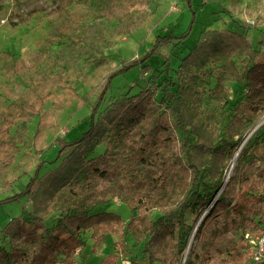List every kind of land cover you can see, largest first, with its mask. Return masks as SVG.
<instances>
[{
    "label": "trees",
    "instance_id": "trees-1",
    "mask_svg": "<svg viewBox=\"0 0 264 264\" xmlns=\"http://www.w3.org/2000/svg\"><path fill=\"white\" fill-rule=\"evenodd\" d=\"M186 2L192 9V0ZM194 19L181 35H157L151 51L110 74L84 120L87 129L73 139H59L55 162L60 164L41 174L47 162L40 160L27 174L25 184L17 183L13 194L0 199V206L24 197L32 202L28 216L14 217L5 226L3 236L8 248L0 247V264H78L76 256L85 247L84 233L91 234L92 251L96 252L106 236L117 230L143 246V259L131 257L129 264H180L194 228L187 223L186 214L196 222L209 207L198 229L209 240L204 253H190L185 264H214L213 253L227 233L244 234L264 227V131L240 153L235 174L221 189L225 163L234 155L241 133L264 110V59L252 66L242 59L249 56L245 50L251 47L244 34L223 30L207 35L182 61V67L194 72L181 83L171 80L161 86V99L151 89L126 94L113 103L103 119H98L116 77L137 66L145 72L156 55L170 68L169 59L157 50L188 39ZM255 27L240 25L243 32ZM230 55L242 59V71L226 58ZM214 57L224 58L222 66L231 80L246 82L245 99L234 109L218 140L211 136L204 120L193 119L184 108L197 68ZM226 74L225 70L217 76L216 89L222 87ZM99 146L105 148L104 152L93 156ZM68 186L76 189L73 199L57 222L48 226L55 196ZM116 197L131 211H137L128 223L117 213L99 211ZM217 219L221 232L207 236L205 228ZM119 245H125L124 236ZM247 258L243 252H235L220 264H247ZM98 264H121L119 252L103 257Z\"/></svg>",
    "mask_w": 264,
    "mask_h": 264
},
{
    "label": "rangeland",
    "instance_id": "rangeland-1",
    "mask_svg": "<svg viewBox=\"0 0 264 264\" xmlns=\"http://www.w3.org/2000/svg\"><path fill=\"white\" fill-rule=\"evenodd\" d=\"M188 39L173 41L157 51L170 61L167 69L159 55L150 59L145 72L137 66L116 77L101 106L98 119H103L113 103L126 94L135 95L151 89L161 99V86L171 80L181 83L195 69L182 67V61L199 41L214 32L229 30L244 34L251 44L249 56H243L249 66L264 59V0H0V199L13 194L17 183L25 184L40 160H46L44 174L55 169L60 161L58 141L71 139L87 129L85 119L92 112L110 74L142 58L152 50L157 35L174 32L183 34L191 25ZM255 24V29L243 32L240 25ZM260 53L259 57L255 55ZM233 60L242 71V59ZM224 58L214 57L198 74L185 100V111L193 119L205 121L211 136L218 140L234 109L245 99L246 82L233 81ZM227 71L222 87L216 89L217 76ZM219 91H221L219 93ZM228 105L226 106V103ZM264 131V110L241 133L235 153L225 163L226 178L222 186L235 174L241 153L253 139ZM191 140L195 138L192 136ZM105 148L99 146L93 156ZM76 189L63 188L51 205L47 225L53 226L61 216ZM207 208L195 222L186 214L193 230L184 258L190 253L203 255L208 238L198 232L209 212ZM32 202L24 197L19 202L0 206V247L8 248L3 236L7 223L14 217L28 216ZM99 211L114 212L126 223L137 214L113 198ZM158 211H154L157 214ZM220 219L205 228L207 236L221 232ZM258 234L260 229L248 230ZM194 238L192 240V237ZM91 234L83 235L85 247L76 256L78 264H98L116 251L121 264H129L131 257L143 259L142 244L130 235L117 230L108 234L105 242L93 252ZM125 245L120 246L121 237ZM246 242L242 231H231L217 244L214 264L228 260L235 252L244 251ZM183 261L180 264H183Z\"/></svg>",
    "mask_w": 264,
    "mask_h": 264
},
{
    "label": "built area",
    "instance_id": "built-area-1",
    "mask_svg": "<svg viewBox=\"0 0 264 264\" xmlns=\"http://www.w3.org/2000/svg\"><path fill=\"white\" fill-rule=\"evenodd\" d=\"M246 242L244 251L250 256L251 264H259L264 261V227L258 234L246 231L243 234Z\"/></svg>",
    "mask_w": 264,
    "mask_h": 264
},
{
    "label": "bare ground",
    "instance_id": "bare-ground-1",
    "mask_svg": "<svg viewBox=\"0 0 264 264\" xmlns=\"http://www.w3.org/2000/svg\"><path fill=\"white\" fill-rule=\"evenodd\" d=\"M237 159H238V157H236V155H235V157H234L232 163L235 164V163L237 162ZM193 238H194V235H193V237H192V240H193Z\"/></svg>",
    "mask_w": 264,
    "mask_h": 264
},
{
    "label": "water",
    "instance_id": "water-1",
    "mask_svg": "<svg viewBox=\"0 0 264 264\" xmlns=\"http://www.w3.org/2000/svg\"><path fill=\"white\" fill-rule=\"evenodd\" d=\"M240 155V153H238L237 155H236V157H238ZM186 257H185V259H184V261H183V264H185L186 263Z\"/></svg>",
    "mask_w": 264,
    "mask_h": 264
}]
</instances>
